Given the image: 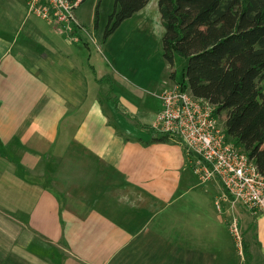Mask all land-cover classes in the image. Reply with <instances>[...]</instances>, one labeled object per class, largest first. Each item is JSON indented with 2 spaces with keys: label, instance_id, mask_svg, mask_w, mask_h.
Listing matches in <instances>:
<instances>
[{
  "label": "crops",
  "instance_id": "0c3cea01",
  "mask_svg": "<svg viewBox=\"0 0 264 264\" xmlns=\"http://www.w3.org/2000/svg\"><path fill=\"white\" fill-rule=\"evenodd\" d=\"M26 2L0 0V264H264V212L202 182L177 137L156 139L177 69L130 68L147 5L75 51Z\"/></svg>",
  "mask_w": 264,
  "mask_h": 264
},
{
  "label": "trees",
  "instance_id": "16d2710c",
  "mask_svg": "<svg viewBox=\"0 0 264 264\" xmlns=\"http://www.w3.org/2000/svg\"><path fill=\"white\" fill-rule=\"evenodd\" d=\"M148 2L115 0L106 38ZM159 9L165 59L172 66L187 59L171 77L216 105L217 116L226 112L229 140L264 174V0H159ZM158 134V141H169Z\"/></svg>",
  "mask_w": 264,
  "mask_h": 264
},
{
  "label": "built area",
  "instance_id": "2783aa9c",
  "mask_svg": "<svg viewBox=\"0 0 264 264\" xmlns=\"http://www.w3.org/2000/svg\"><path fill=\"white\" fill-rule=\"evenodd\" d=\"M84 0H27L28 12L63 27L71 36L87 30L79 21L77 9ZM163 107L154 128L177 137L192 157V167L202 182L220 180L224 198L233 206L252 212H264V174L252 159L229 140L214 104L193 96L179 85L165 90ZM221 200L218 202L220 205ZM231 232L239 247L243 231L238 219Z\"/></svg>",
  "mask_w": 264,
  "mask_h": 264
},
{
  "label": "rangeland",
  "instance_id": "374dc122",
  "mask_svg": "<svg viewBox=\"0 0 264 264\" xmlns=\"http://www.w3.org/2000/svg\"><path fill=\"white\" fill-rule=\"evenodd\" d=\"M146 8L148 10L147 15L150 17L149 24L142 25L139 28V30H141L143 33L139 32L141 33V35H135L132 34V31L130 30V68H132V70H138L140 72L146 73L155 72V78L159 71L160 73L158 74V77L159 75H162L164 71L165 75H169L170 66L164 57L163 36L165 33V27L160 17L161 13L159 9V0H149ZM114 9L115 0H84L80 8L78 9V19L87 30L83 32L77 31L70 36L63 27H59L62 29V31H64V33H67L69 35L71 43L73 44V48L76 51L80 46L85 48L82 42L84 41V39L89 40L90 36L92 35L91 31L98 32L99 34L104 33V27L107 26L109 17ZM96 15L97 18L95 20ZM98 20L99 27L96 28L94 23ZM91 25L93 28L91 27ZM121 40L122 38L120 39V41ZM89 42L90 44L94 45V42ZM74 45H76V47ZM186 64V58L178 57L177 61L175 62V68L177 69L178 74H181L183 72ZM160 86H162V88L161 90H159V93H161L165 89L163 88L165 85L162 83V80L160 81ZM224 113L226 114V112ZM222 116L223 115H221V118L219 119L220 124Z\"/></svg>",
  "mask_w": 264,
  "mask_h": 264
},
{
  "label": "bare ground",
  "instance_id": "6f19581e",
  "mask_svg": "<svg viewBox=\"0 0 264 264\" xmlns=\"http://www.w3.org/2000/svg\"><path fill=\"white\" fill-rule=\"evenodd\" d=\"M196 97V96H195ZM216 106V105H215Z\"/></svg>",
  "mask_w": 264,
  "mask_h": 264
}]
</instances>
